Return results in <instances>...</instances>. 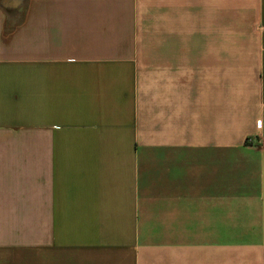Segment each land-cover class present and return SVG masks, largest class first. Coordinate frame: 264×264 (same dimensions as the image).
Wrapping results in <instances>:
<instances>
[{
	"label": "crops",
	"instance_id": "0c3cea01",
	"mask_svg": "<svg viewBox=\"0 0 264 264\" xmlns=\"http://www.w3.org/2000/svg\"><path fill=\"white\" fill-rule=\"evenodd\" d=\"M0 0V264H264V0Z\"/></svg>",
	"mask_w": 264,
	"mask_h": 264
},
{
	"label": "water",
	"instance_id": "95a60500",
	"mask_svg": "<svg viewBox=\"0 0 264 264\" xmlns=\"http://www.w3.org/2000/svg\"><path fill=\"white\" fill-rule=\"evenodd\" d=\"M22 0H4L5 8H17L21 4Z\"/></svg>",
	"mask_w": 264,
	"mask_h": 264
}]
</instances>
